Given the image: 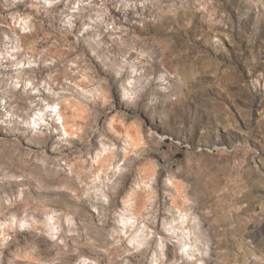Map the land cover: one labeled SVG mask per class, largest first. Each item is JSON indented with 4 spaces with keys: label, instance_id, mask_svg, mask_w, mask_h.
Masks as SVG:
<instances>
[{
    "label": "rangeland",
    "instance_id": "374dc122",
    "mask_svg": "<svg viewBox=\"0 0 264 264\" xmlns=\"http://www.w3.org/2000/svg\"><path fill=\"white\" fill-rule=\"evenodd\" d=\"M33 81L55 134L18 123ZM137 192L146 247L118 227ZM0 229V264H260L264 0H0Z\"/></svg>",
    "mask_w": 264,
    "mask_h": 264
},
{
    "label": "clouds",
    "instance_id": "9594fccd",
    "mask_svg": "<svg viewBox=\"0 0 264 264\" xmlns=\"http://www.w3.org/2000/svg\"><path fill=\"white\" fill-rule=\"evenodd\" d=\"M15 20V17L13 18ZM23 21H20L19 26H23ZM26 30V29H25ZM23 65H21L22 67ZM35 84V81L32 83H29L25 89L24 92L28 94L31 92V94L36 95V99L33 101H30V107L28 109V112L25 113L27 116V119L18 121V123L21 125V127L26 130L27 132L31 133L35 136L43 137L51 131L53 134H55L58 130L53 127L54 124L60 123V106L61 101L58 98L59 94L56 92H51L48 88H46L43 84L33 86ZM15 87H19V84L15 85ZM42 89L44 92H48L49 99H41V97L37 94L38 90ZM116 94L118 96L119 101L122 104H132L133 101L129 99L128 96L124 94V92L120 89L119 85L116 86ZM30 113V114H29ZM58 139H63V136H59ZM107 201L105 200V203ZM56 214L53 213L50 216L45 217V224L46 226L48 224H51L53 226V231L55 232L58 228V222L53 220V217ZM65 223L71 227L73 224L72 218L66 217ZM55 239V236L52 237ZM254 260L258 259L257 257H253ZM75 264H90V262L81 257L78 258L75 261ZM260 264H264V260L260 261Z\"/></svg>",
    "mask_w": 264,
    "mask_h": 264
},
{
    "label": "bare ground",
    "instance_id": "6f19581e",
    "mask_svg": "<svg viewBox=\"0 0 264 264\" xmlns=\"http://www.w3.org/2000/svg\"><path fill=\"white\" fill-rule=\"evenodd\" d=\"M60 116H61V114H60ZM62 119H63V117H62ZM62 122H63L62 123L63 126L65 127L64 120ZM113 158H114V151L111 148L107 149L105 147L103 152L100 155H97L95 163H97L101 167H104L106 165V162L112 160ZM147 177H148V174H145V178H147ZM99 178H100V176H98V179ZM142 181H143V179H142ZM144 185H145L144 186L145 188L148 187V185L145 182H144ZM145 191H146V189H145ZM103 197L106 198V195H103ZM131 197H132V199H128L124 203V211L121 212L118 227H120V229H121L120 233H122V234L126 233V235L128 234L129 229H132V228L136 229L137 232H136L135 237L133 236L134 239H136V241H138L137 239L140 237V242H138V243H140L141 246L146 247L148 245H151V243L154 242V240H153L154 235L150 234V232L146 233L147 229H146V231H144V229L142 228V225L140 226V223H138L136 220L133 221V219H136L138 217V219H144V221L150 220V218L147 217V214L150 212L149 211L150 208H148V207H149V205H152L151 211L153 212V209L156 207V204L155 203H149V201L151 199L150 200L141 199L139 192H137L135 195H133ZM174 204L177 205V201H174ZM180 210H181V213L185 212L182 208ZM128 213H130L132 216L128 217ZM181 219H182L181 221L179 220L180 222L176 221L175 223L172 222L170 224H167L168 227L165 226L164 231L166 234H170V235H171V233L174 234L178 231V236H180L181 239H185V240L190 239L191 235H192V232H189L190 229L188 231V227L190 225V219L188 216H185V215ZM145 225L146 224H144V227H145ZM175 235H177V234H175ZM163 244H162V247H163ZM186 246H187V244H186ZM155 247L160 249V247H161L160 243H156ZM158 249H156V250H158ZM189 259H190V257H187L185 259V261L189 262L190 261ZM192 259L194 260L195 257Z\"/></svg>",
    "mask_w": 264,
    "mask_h": 264
}]
</instances>
